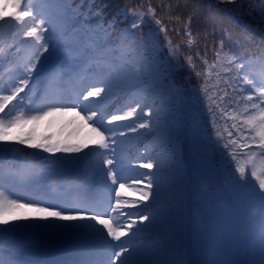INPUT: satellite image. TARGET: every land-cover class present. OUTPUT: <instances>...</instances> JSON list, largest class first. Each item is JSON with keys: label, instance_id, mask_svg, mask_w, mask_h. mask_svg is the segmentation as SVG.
I'll return each mask as SVG.
<instances>
[{"label": "snow or ice", "instance_id": "obj_1", "mask_svg": "<svg viewBox=\"0 0 264 264\" xmlns=\"http://www.w3.org/2000/svg\"><path fill=\"white\" fill-rule=\"evenodd\" d=\"M43 2L45 4L56 2L62 7L57 9L54 18L45 14L44 9L38 6L39 0H11V8L14 11L0 9V24L14 25L18 29L16 35L22 32L23 37L30 38L31 44L30 54L19 62L14 64L10 62L7 68L4 66L7 56L4 50L0 49V153L20 155L24 154L26 149H37L50 154V158L60 166H75L90 154L97 160L102 158V166L97 171L104 174L105 186L110 192L115 188V202L109 201L105 204L76 199L53 201L44 199L43 193L10 198L12 194L5 187L4 181L7 179L11 182L17 173L0 169V225L5 226L0 228V237L16 233L33 235L84 233L93 238L94 248L89 258L79 262L65 260L61 264H170L163 258L165 253L162 249L154 248L151 253H147L141 245L134 243L140 239L141 232L155 223L156 214L150 212L140 215L138 212L126 211L129 208L148 207L149 205L144 202L158 199L160 186L156 179L154 177L149 179L147 184H143L142 180H133L130 185L132 191L128 195L131 197L139 192L138 199L134 201L122 198V193L126 191L125 183L121 182L118 187L116 186L118 180L127 179L120 175L122 169L117 167L121 163L117 152L118 138H123L129 133H139L141 129L150 132L153 127L151 117L161 109L154 107V101L150 105L142 103L141 101L146 99L145 96H141L140 99L130 98L124 106L127 111L117 108L112 114H108V109L101 103L105 97L113 95L117 88H123L125 84L143 85L141 91L147 92L156 83L168 79L167 74L172 70L168 60L163 62L156 60L155 54L159 51V45L155 36L158 33L149 31L141 37L139 45L129 43L128 36L131 30L139 29L147 24L148 20L144 12L121 9L117 15L122 14L125 17L131 15L133 22L121 30L118 42L109 44L111 38L109 29L114 26L115 17L107 26H92L87 23L88 12L80 11L81 5L70 7L72 0ZM218 2L223 3L225 0ZM227 2L237 3L238 0ZM259 11V19L264 21V6L260 7ZM95 14L99 15V11ZM147 15L155 20V25L160 26L159 32H163L167 38V30L159 19H155V10L150 6ZM78 17L82 19L78 20ZM192 24V17L189 16L184 25L185 33L189 37L187 42L189 48L194 45L191 36ZM260 32V39L264 42V29ZM167 46L169 56L178 60L180 46H173L170 40L167 41ZM12 47L14 45H10L9 52ZM149 47L153 50L151 56L147 54ZM246 51L245 49L237 51L234 45L225 51V38L222 37L215 46V61L211 65L206 59L199 57L198 53L197 57L205 65L204 73H196L197 77L203 76L205 80L198 93L201 99L207 102L206 106L213 116V123H215L213 109L223 112L217 102V93L209 91L208 81L213 74L217 77V84L222 82L230 89V93L226 91L223 96L218 97L220 102L228 97L238 104L243 103V110L240 113H233L232 117L241 123L232 124L234 132H228L229 140L222 145L223 148L230 149L229 155L235 165L234 171L229 173L228 182L250 200H258L264 212V170L258 174L254 161V157L257 156L264 158V53L260 57L246 58ZM48 61L58 62L45 74L46 78L61 75L78 77L79 87L71 96H49L47 93L40 95L38 90L28 92V89L33 87V80L37 79L39 66ZM186 63L190 67H195L191 56L186 57ZM168 87L169 96L172 92L180 91L175 88L173 81H169ZM37 95L40 97L38 101L35 99ZM161 103H165L163 97ZM18 105L23 107L17 109ZM231 106L229 104L228 107ZM13 110H16L15 115L12 114ZM138 112L148 119L128 128L127 131L113 130L118 124L132 121ZM69 114L73 118L79 117L80 121L95 134L94 138L84 143H53L46 136L38 137L34 134L38 122ZM27 126L32 127L25 132ZM222 138L217 135V141ZM239 140L249 142L241 144ZM16 145L24 147L19 148ZM234 146L252 152L245 163L237 160ZM253 148L256 151H252ZM85 149L88 151L85 152ZM57 153L61 155L57 156ZM139 166L151 170L161 167V164L149 161ZM248 166H251L250 176L247 172ZM253 177L255 182L252 180ZM24 200L28 202L25 203ZM43 204L47 206H41ZM261 240L264 250V227L261 231ZM146 255L157 258L145 259ZM0 264H4V261L0 260Z\"/></svg>", "mask_w": 264, "mask_h": 264}, {"label": "trees", "instance_id": "obj_2", "mask_svg": "<svg viewBox=\"0 0 264 264\" xmlns=\"http://www.w3.org/2000/svg\"><path fill=\"white\" fill-rule=\"evenodd\" d=\"M4 1L0 0V3ZM54 3V9L50 14L53 18L57 9L62 7L59 3ZM77 5L82 6L80 8L81 12H88L89 19L87 23L92 26H107L115 17L116 22L109 29L111 32L109 44L118 42L121 30L133 22L131 15L127 17L122 14L117 15L121 9H127L129 12H144L148 23L142 25L139 29L132 30L128 36V42L139 45L141 37L149 31L158 33L155 36L159 45V51L155 54L156 60L163 62L167 59L171 65L172 70L170 74H167L168 79L156 83L149 91H141L143 85L125 84L123 88H117L113 94L117 95L124 88L130 87L132 91L129 94V99H140L141 96H145L146 99L142 100V103L150 105L154 101V107L161 109L160 112L151 117L153 127L150 132L141 129L139 133H135V141L145 133V135H150L147 141L139 145L126 172L125 178L127 179L124 180L128 191L131 192L130 185L133 180H142L143 184H147L148 180L154 177L160 186L159 197L156 201L161 202V204L154 206L150 211L134 212H138L140 215H146L150 212L156 214L155 223L147 228L149 231L157 229L170 231L176 229V225L182 226L183 220L177 219V214L182 213V209L178 204L171 207L166 202L175 197L180 191L181 194L187 189L192 195L191 200L198 204H200V197L211 203L215 200V202L222 204L220 198L228 199V192L232 190V185L228 182V176L235 168L229 155L230 149H225L222 145L229 140L228 132H234L232 124L239 125L241 123V121L234 120L232 117L233 113H240L244 105L243 103H236L235 100H229L228 97L220 102L218 97L223 96L226 91L230 93V89L222 82L217 84V77L213 74L208 81L209 91L217 93V102L220 104V109L223 110L222 112L213 109L215 112V123H213V116L206 106L207 102L202 100L198 93V89L204 85L205 80L203 76L197 77L196 73H204L205 65L197 57V54L199 53V57L206 59L208 64L211 65L215 61V46L224 37L225 51H228V48L234 45L237 51L247 50L245 52L246 57H260L264 53V42L260 39V30L264 29V21L259 19V9L264 6L263 1L238 0L237 3H228L225 0L221 3L218 0H72L70 7L75 8ZM149 6L155 10V19H159L161 25L167 30V38L163 32H159L160 26L155 25V20L147 15ZM97 11H99V15L95 14ZM189 16L193 20L191 36L194 45L191 48L187 46L189 37L184 29ZM77 19H82V17ZM3 28L0 26V35ZM229 36L230 39H228ZM168 40L171 41L173 46H180L178 60L169 56ZM152 51V48L149 47L147 54L151 56ZM188 56L193 58L195 67H190L186 63V57ZM166 66L162 65V67ZM153 75L156 74L153 73ZM169 81H173L175 88L180 89L179 92H172L171 96H169ZM214 85L215 87H213ZM161 97L164 98V104L161 103ZM229 104L232 105L231 108L228 107ZM123 110L127 111V108L125 107ZM136 118L137 121L131 127H135L136 124L143 123L148 119L141 112L137 113ZM128 128L130 127L120 126L116 131H125ZM156 128H160L161 131L155 133L154 129ZM218 134L223 137L219 141H217ZM241 135H244V133H241ZM245 142L249 141L239 140L241 144ZM162 144H167L166 147L170 150L176 149L173 157H177V161H180L181 157L184 160L186 159V162H188L185 169L186 175L184 169L178 171L173 168V160L164 153L163 148H161ZM8 154L0 153V157ZM237 160L245 163L244 155L241 154L240 149L237 152ZM149 161L154 164L159 162L161 167L154 168L156 172L153 173L138 174L139 169L136 168L141 163ZM2 166L0 160V167ZM9 192L11 193V191ZM138 196L139 192L135 193L131 201L136 200ZM10 198L16 197L11 195ZM130 210L126 209L128 212ZM191 216L192 223L196 227L195 215L191 213ZM140 236L142 241L137 244L141 245L145 252L151 253L154 248H160L159 239L151 242L146 240V231L141 232ZM167 242H173V240L168 239ZM144 258L152 259L153 256L146 255ZM0 260H3L4 264H9V262L18 264L7 256L3 250H0Z\"/></svg>", "mask_w": 264, "mask_h": 264}, {"label": "rangeland", "instance_id": "obj_3", "mask_svg": "<svg viewBox=\"0 0 264 264\" xmlns=\"http://www.w3.org/2000/svg\"><path fill=\"white\" fill-rule=\"evenodd\" d=\"M71 96V93H67V95ZM74 106V105H69ZM79 111V109H77ZM81 115H84V113H81ZM69 117L71 119V123L73 125L74 130L76 131L77 136H81L88 141L89 139L94 138V133L91 132V129L85 125L84 122L80 121L79 117L73 118L71 114H69ZM76 136V137H77ZM119 185V182H117V187ZM112 196L115 199V188L112 189ZM122 198L126 199L125 192L122 194ZM262 222H260V225ZM242 227H245V224L240 225L239 227V235L244 237V243L247 241V235L248 233H251L254 229H258L257 225H251L250 228H247V230H243ZM249 230V231H248ZM246 258V254H243L241 251H235L234 248H230L228 251V255L226 257V262H232L233 264L241 263Z\"/></svg>", "mask_w": 264, "mask_h": 264}]
</instances>
